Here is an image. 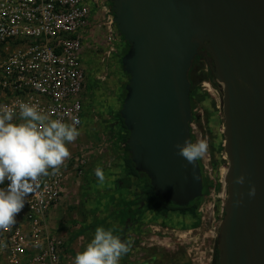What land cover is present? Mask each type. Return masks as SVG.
I'll list each match as a JSON object with an SVG mask.
<instances>
[{"label": "water", "instance_id": "obj_1", "mask_svg": "<svg viewBox=\"0 0 264 264\" xmlns=\"http://www.w3.org/2000/svg\"><path fill=\"white\" fill-rule=\"evenodd\" d=\"M108 1L128 44L119 58L126 83L116 111L135 171L166 203L202 197L199 161L189 164L174 145L191 141L187 73L203 47L222 91L228 160L218 264H264V0Z\"/></svg>", "mask_w": 264, "mask_h": 264}, {"label": "built area", "instance_id": "obj_2", "mask_svg": "<svg viewBox=\"0 0 264 264\" xmlns=\"http://www.w3.org/2000/svg\"><path fill=\"white\" fill-rule=\"evenodd\" d=\"M124 44L108 0H0V108L25 101L39 105L52 119L71 122L73 117L78 118L79 130L99 123L104 114L100 92L119 62ZM201 61L206 70L207 59ZM199 89L213 102L222 119V135L221 87L204 79ZM194 106L192 115L195 113L202 122L201 103ZM18 121L17 114L15 122ZM194 129L192 117L193 136ZM200 139L206 141L208 148L198 160L204 193L197 218L201 224L210 221L208 233L204 234L209 252L201 251L204 254L198 256L194 253L191 264L204 260L211 264L210 244L216 239L224 214L228 160L224 137L218 159L210 152L207 132L197 137ZM86 163L87 155L71 154L59 174L41 179L36 194L28 197L17 215L16 224L0 231V264H61L65 241L50 230L47 218L61 200L67 179L71 175L80 177ZM192 239L195 237L189 240ZM192 251L193 248L187 249L188 254Z\"/></svg>", "mask_w": 264, "mask_h": 264}, {"label": "clouds", "instance_id": "obj_3", "mask_svg": "<svg viewBox=\"0 0 264 264\" xmlns=\"http://www.w3.org/2000/svg\"><path fill=\"white\" fill-rule=\"evenodd\" d=\"M19 121L15 122V118ZM79 119H52L39 105L21 101L0 108V231L17 222L28 197L36 194L43 177L57 175L71 157L68 148L80 136ZM177 155L189 164L201 159L208 145L203 139L174 145ZM100 184L106 180L101 166L94 169ZM236 183H243L237 177ZM255 194L254 186L249 195ZM115 227L98 226L90 242L75 254L73 264H120L132 241L115 234ZM36 246H39L37 243Z\"/></svg>", "mask_w": 264, "mask_h": 264}, {"label": "rangeland", "instance_id": "obj_4", "mask_svg": "<svg viewBox=\"0 0 264 264\" xmlns=\"http://www.w3.org/2000/svg\"><path fill=\"white\" fill-rule=\"evenodd\" d=\"M121 74L122 70L120 67V63L117 62L112 74L110 73L109 75L110 78H106V82L108 84L106 83L103 87L104 90L100 92L102 106L107 110L111 109L115 104L119 103V100L123 98V95H121V98L116 96L118 87L126 83V77H124L123 75L121 76ZM201 106L203 108L204 120L202 122L199 121L198 119H196L197 116L195 115V113L193 114V118L195 119L193 141L196 142L197 137L200 136V134L203 135L204 132H207L208 138L211 141L210 152L213 155V158L218 159L219 154L216 153L215 147L217 146V144L221 143L223 139L220 133L222 119L218 117V114L216 112L212 111L209 108V102H204L201 104ZM103 122L104 118L102 120L101 117V121L99 123L95 125L93 123H90L86 127H82L81 130L84 129L85 131H81L80 136L74 143L69 144L68 148L71 154L82 153L87 155V163L82 167V173L79 178L81 185V190L79 189L80 193L87 192L88 189H91V184L83 182V180L85 179L87 180L88 178H90L92 182H94L95 186L102 185L98 182L94 173V169L97 165L101 166V168L105 172L106 180L103 183L105 186H103L104 188L98 189L96 194L104 195V193H106V196H111V204L110 202L103 203L106 206L105 213L103 212L98 220H101L103 222L107 221V223L109 221V226L115 227V225L118 224V214L114 212V210L117 211L114 197L115 189L112 187V185H110V179H112L110 177V173L112 169H116L117 162L126 151L124 148V143L122 141H116L113 143L110 142L108 145L105 143L106 141H104V139L102 138L103 128L100 129ZM101 140L103 142H101ZM82 183L84 184L82 185ZM88 193L90 197L87 201L84 200L81 194L79 197H77L79 198L78 205L83 208V211L85 206H97L96 201L91 196L92 192ZM111 193L113 194L111 195ZM103 198L104 196L100 198L99 203H102ZM200 202L201 199L199 200V204ZM112 208L113 212H111ZM82 214L83 215L81 218H84V221L86 215L85 213ZM94 216H98V214H95ZM208 228H210V221L208 220H205V222L202 224L198 218L195 219V221L176 222L171 221L170 219H164V217H160L155 213L153 214L150 212H145L140 217V219L134 223L128 234H121L122 239H130L132 241L130 250L124 256L123 261L127 262L126 264H131L132 262H134L135 264H191V257L194 256V253H196V255L198 256L204 254V252L201 251H205V254H208L209 252V250L207 249V238L206 236H204L205 233H208ZM194 237L195 240H189L190 238ZM202 241L205 242L204 247H200V243ZM215 245L216 239L210 244L213 258H217ZM188 248H193V251L190 254L187 253ZM199 264H205V260Z\"/></svg>", "mask_w": 264, "mask_h": 264}, {"label": "crops", "instance_id": "obj_5", "mask_svg": "<svg viewBox=\"0 0 264 264\" xmlns=\"http://www.w3.org/2000/svg\"><path fill=\"white\" fill-rule=\"evenodd\" d=\"M124 85L125 83L122 84V91L120 93L121 95H124ZM113 107L108 110L103 108L105 114L102 115V120L104 118V122L102 123L100 129L103 128L102 138L104 139V141H106L105 143L107 145L110 142L113 143L116 141H120V142L122 141L121 137L117 133L118 131L116 132V129H113L114 126H111L110 124H108L111 118V114L113 113L111 112L113 110ZM83 130H80V132ZM101 142L103 141L101 140ZM125 154L126 152L120 157V160L117 162L116 169L115 170L112 169L111 172H114L117 174L120 173L119 171L120 169L118 165L121 164L120 162L123 159ZM79 178L80 177H75L74 175H71L67 179L66 185H65V192L61 200L58 202V204H56L55 207L51 209V211L48 214V218H47V224L50 230L55 232L57 235L61 236L65 241L64 251L61 254V264H73L75 254L79 251H82L84 247L87 245V243L90 242V240L92 239L94 235V230L96 227L98 226H103L105 228L111 227L108 224L109 221L107 223V221L103 222L101 220H98L100 215L103 212L105 213L106 206L103 203L110 202L111 204V200H110L111 196L110 197H108L109 195L106 196V193H104V195L96 194L98 189L104 188L103 186L105 185L102 184V185L95 186L94 182H92V180L88 178L87 180L86 179L83 180V182L91 184L92 185L91 189H88L87 192L80 193L79 189L81 190V185H80ZM84 183H82V185ZM88 192H92L91 196L96 201L97 206H94V205L89 206V207L85 206L84 211H83V208L80 205H78L79 198L77 197H79L81 194L84 200L87 201L88 198L90 197ZM112 194L113 193H111V195ZM103 196L104 198L102 200V203H99L100 198ZM111 212H113V208ZM114 212L118 214L117 211L114 210ZM82 213H85L86 215V218L84 221H83L84 218H81L83 215ZM95 214H98V216H94ZM129 225L130 224L128 223V225H126V227L123 229H118L117 227L118 225H115L116 235H119L120 237H122L121 234L123 233L128 234L129 230L132 228V226H129ZM122 259H124V256Z\"/></svg>", "mask_w": 264, "mask_h": 264}, {"label": "flooded vegetation", "instance_id": "obj_6", "mask_svg": "<svg viewBox=\"0 0 264 264\" xmlns=\"http://www.w3.org/2000/svg\"><path fill=\"white\" fill-rule=\"evenodd\" d=\"M128 48V45L124 44L122 49L120 50V53L124 54ZM198 51L201 54H204L207 56L208 59L211 60L210 55L208 52L203 48H199ZM126 77L124 72H122L121 76ZM121 91H122V85L118 87L117 94L116 96L121 98ZM124 96V95H123ZM122 99V98H121ZM121 99L119 101H121ZM118 101V102H119ZM118 104V103H117ZM117 104L114 105L113 112L111 114V118L109 120V123L111 126L119 125L120 124V117H118L117 113ZM193 109V107H192ZM193 116V115H192ZM117 130V129H116ZM194 136L191 134V141L193 142ZM121 164L118 165L120 173H110L111 179V185L115 189L114 195L116 194L117 197L121 198V200H126L129 202V210H128V215L127 217L123 218V223L124 225L133 226L136 221L140 219V217L145 213V212H150V213H155L158 214L160 217H164V219H170L171 221H176V222H183V221H195L198 217V207L195 211V213H191L190 211L188 212H183L180 209L176 208L175 206H169L167 205V209L164 211H157L153 210L152 208H148V200L146 198V194L150 190V184L148 178L143 174L136 172L132 174H126L125 173V168L123 166L122 160L120 162ZM152 189V188H151ZM204 193V190H203ZM115 195V197H116ZM121 205V204H120ZM118 210V208L116 207ZM117 221L120 219V216L118 214L117 216ZM122 218V217H121ZM124 226V227H125ZM127 262H124L123 259L120 261V264H126ZM131 264H135L132 262ZM211 264H218L217 258H213Z\"/></svg>", "mask_w": 264, "mask_h": 264}, {"label": "trees", "instance_id": "obj_7", "mask_svg": "<svg viewBox=\"0 0 264 264\" xmlns=\"http://www.w3.org/2000/svg\"><path fill=\"white\" fill-rule=\"evenodd\" d=\"M126 45H128V44L126 43ZM122 53L120 55H122ZM202 59H207V61H208V68L206 70L204 67V63L201 61ZM187 76H188V79L190 81L191 106L193 107L195 103H201L202 104L204 102H209V108L212 111L216 112V109L214 107L213 102L209 100V98L206 94H204L200 91L199 86H198L199 83L204 79H208L212 83L216 84V82L213 78V74L211 72V60L208 59L207 56H205L204 54H201L198 51L197 55L193 58V60L191 62V66H190V69L188 70ZM118 117H119V115H118ZM113 129H117L116 132L118 131L117 133L121 137V140L123 142H125V139L128 136V131L124 127L121 119H120V124L115 125L113 127ZM124 148H125L126 154L124 155V157L122 159V163H123V166L125 168V173L126 174L135 173L134 165L131 161V158H130V155L128 153L126 145L124 146ZM221 148H222L221 143L217 144V146L215 147L216 153H218L221 150ZM146 195H147L146 198L148 200V204H147L148 208H152L153 210H157V211H164L165 209H167L166 204H169V203H166L162 199L161 196H156L153 193L151 186H150V190L148 191V193ZM115 200H116V206L118 208L117 211H118V214L120 216V219L118 220V224H117L118 226L117 227L119 229H123L126 227L123 223V221H124L123 218H125V216L127 217V215H128L127 213L129 210V202L126 200H121V198L117 197V195L115 197ZM199 200L200 199H196L194 202H192L188 205H185V206H177V205H173V204H169V206H175L176 208L180 209L183 212L190 211L191 213H195V211L199 205Z\"/></svg>", "mask_w": 264, "mask_h": 264}]
</instances>
